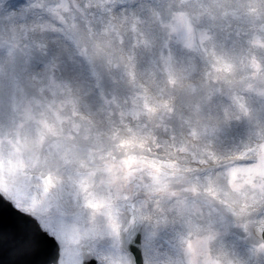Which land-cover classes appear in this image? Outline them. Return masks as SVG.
I'll return each mask as SVG.
<instances>
[{"label":"snow or ice","instance_id":"1","mask_svg":"<svg viewBox=\"0 0 264 264\" xmlns=\"http://www.w3.org/2000/svg\"><path fill=\"white\" fill-rule=\"evenodd\" d=\"M92 4L109 10L107 6H115V0H90L88 6ZM37 6L32 3L21 14ZM47 11L66 26V38L79 47L75 14L86 17L85 8L77 0H58ZM65 13L71 14V25ZM151 17L146 25L135 14L125 16L110 22L106 33H115L123 44L121 28L130 29L136 34L134 47L146 52L157 48L158 37L152 25L166 33L167 39L152 61L162 65L166 85L161 87L152 73L158 94L152 95L148 87L140 84L142 92L133 98L129 114L135 119L146 116L170 140H159L151 129L128 128L130 135L121 136L110 115V134H106L97 129L90 112L85 116L80 111L81 99L71 95L59 105L54 100L35 97L14 105L13 115L0 126V264H52L57 253L58 264H95V259L102 256L108 264H138L140 254L143 264H160V233L177 223L182 230L176 231V257H170L167 264H220L219 259L213 258L210 246L219 232L209 224L208 235L200 236L206 229L194 217L200 212L195 198L203 196L209 204L207 197L217 199L222 178L238 199L224 193L226 198L221 203L232 220L222 215L220 222L225 227L242 228L249 235L254 224L261 236L249 244V260L238 264H250L251 259L264 257V220L245 219L253 207L264 205V35L259 34L264 33V0H167L162 9H151ZM205 20L208 26L198 29L196 25ZM8 21L15 24L11 17ZM233 24L235 39L231 48H226L225 40L233 36ZM214 29L227 35L218 39ZM173 38L202 59L211 57L208 62L213 71L205 73L199 84L191 79L194 64L177 70L170 46ZM218 47L222 50L219 55ZM94 48L98 53L111 49L109 62L112 57L125 62L130 82L137 86L134 53L125 57L121 49L117 55L111 39L97 41ZM59 87L53 80L48 90L55 96ZM40 91L43 94L44 89ZM218 97L226 98L227 103L221 100L217 104ZM103 103L109 113L113 105L120 107L115 94ZM69 105L71 116L65 115ZM120 114L123 117L125 113L122 110ZM234 121L247 123V139L224 148L221 137ZM148 141L163 150V159L136 154V150L152 151ZM113 149H123L124 157L118 160ZM180 154L190 155L198 164L222 168L223 172L215 180L211 174L202 179L199 169L188 166L187 161L181 162ZM98 174L106 194L96 190ZM65 175L72 188L67 195L77 200L82 195V207L93 210V219L97 214L105 217L103 227L93 224L81 230L65 223L61 205ZM145 175L149 182H144ZM174 185L182 187L177 189ZM245 185L250 186L251 194ZM139 189L146 196L136 202L135 192ZM182 192L192 193L194 199L182 196ZM125 206L129 213L126 223L121 219ZM169 213H174L171 219ZM105 236L111 238L106 256L95 243ZM192 236L195 239L189 238ZM53 250L54 258L50 256Z\"/></svg>","mask_w":264,"mask_h":264},{"label":"clouds","instance_id":"2","mask_svg":"<svg viewBox=\"0 0 264 264\" xmlns=\"http://www.w3.org/2000/svg\"><path fill=\"white\" fill-rule=\"evenodd\" d=\"M167 0H115V6L108 5L109 10L98 8L95 4L91 7L90 0H77V3L86 10V17L76 13L75 24L80 35L79 47L70 39H67L64 30L66 26L51 15L47 9L56 3L58 0H33V4L38 6L33 8L34 15L23 23H10L6 18H0V126L7 123L9 118L14 113V105L24 100L39 98L41 100L56 101L57 105L63 101L68 95L75 96L81 99L80 111L87 116L91 113V119L94 120L97 129L110 134V125L108 117L111 116L114 125L120 129L121 136L128 137L130 134L127 129L133 130L143 129L145 131L151 129L159 140H170L169 136L163 134L162 130L155 128L153 123L148 118L142 115L139 119L133 118L129 114V110L133 107L132 100L137 93L142 92L139 88L140 84H144L149 88L152 95L158 94V89L152 84V73H155L154 79L160 82L161 87L166 85L167 75L162 69V65L153 64L155 53H158L167 35L161 32L158 26L152 25L156 35L157 48L153 52H146L142 48H135L136 34L130 29L121 28V34L124 36V43L120 44L115 33H106V27L110 22H116L123 17L135 16L143 19L146 25L152 20L151 9H162ZM178 2V0H177ZM207 3L208 0H203ZM43 5V7L39 6ZM65 19L68 25L73 23L71 14L65 13ZM261 23L257 21V24ZM145 25V26H146ZM208 22L202 21L196 25L198 29L206 28ZM126 27V26H125ZM218 39H223L227 33H220L219 29H214ZM233 36L231 39L225 40V47L231 48L232 39H235V24H233ZM264 35V33H259ZM111 39L117 49L123 50L125 57L135 54L133 63L135 64L136 85L133 86L130 82V77L127 75L128 68L125 62H120L116 57H112L111 49H106L103 52H97L94 45L97 41ZM246 39V38H245ZM171 48L176 57V68L179 70L182 66L189 63L195 65V70L192 72V82L199 84L205 77V73L212 72L211 57L202 59L200 55L190 52L183 48L182 45L175 42L173 38ZM209 45L206 43L205 45ZM165 53L167 49H164ZM222 50L218 47L217 54H221ZM119 64V66H117ZM55 81L59 88H56L54 96L49 91V84ZM171 88L170 85L167 86ZM44 92L41 94L40 89ZM118 96L120 107L112 106V111H105L107 105L103 103L104 99H111L112 95ZM221 100L227 103L226 98L218 97L216 103ZM142 110V101H139ZM259 107V104L255 105ZM124 111V116L121 117V111ZM65 115L71 116V106H67ZM249 126L247 123L234 121L224 135H222V146L231 148L233 144H239L242 140L247 139ZM107 139V135L105 137ZM148 147L152 148L151 152L141 153L136 150L137 155H145L152 159H163L164 152L162 149H157L151 141H148ZM117 159H122L125 155L123 149H113ZM181 162L187 161L188 166L199 169L198 175L203 177L211 174L213 179L223 172L222 168H216L211 164H198L194 162L190 155L180 154ZM209 169H212L209 173ZM101 175L96 177V190L106 194L105 188L100 184ZM150 178L145 175L144 182H149ZM65 194L61 199L63 208V218L69 228H79L81 230L91 227L93 224L103 227L106 224L105 217L97 214L92 218V209H84L83 196L77 200L68 192L72 188L67 184V175H65ZM222 191L217 199L207 197L211 203L202 197L195 198L199 205L200 212L194 217L205 231L199 233L200 236L208 235L207 228L212 225L214 231L219 232V235L211 242L212 255L214 259H219L220 264H238L239 261L249 260L248 247L252 241H259L260 234L255 230V225L250 227V235L245 233L242 228L235 225L225 227L220 222V217L223 215L229 220H232L231 214L225 210V205L221 203L226 197L225 192L230 193V197L238 199L236 193H232L230 186L225 179H220ZM177 189L181 185H174ZM245 188L251 194L250 186L245 185ZM34 191L37 189L34 188ZM203 193V188L200 189ZM55 192V189H53ZM182 196H187L189 200L194 199L192 193H181ZM145 192L142 189L136 190L135 201L145 199ZM174 202V201H173ZM121 205H126L125 201H119ZM251 215L246 217V220L259 222L264 220V205L253 207ZM202 213V214H201ZM174 213H169L170 219ZM129 213L127 207L122 208L121 219L124 223L127 222ZM182 230L180 223L169 225L160 233V238L157 241V251L159 253L157 259L160 264H167L168 259L175 258L176 253L173 245L176 243V231ZM195 239V236L189 237ZM82 243H89L82 241ZM96 246L102 250L104 256L108 254L111 243V238L105 236L103 239H98ZM95 259V258H94ZM181 259L183 257L181 256ZM202 259V258H201ZM52 264H58L57 258L52 261ZM95 264H108L107 259L103 256L100 259H95ZM138 264H143V255L140 254ZM250 264H264V257L259 260L251 259Z\"/></svg>","mask_w":264,"mask_h":264},{"label":"rangeland","instance_id":"3","mask_svg":"<svg viewBox=\"0 0 264 264\" xmlns=\"http://www.w3.org/2000/svg\"><path fill=\"white\" fill-rule=\"evenodd\" d=\"M32 3L33 0H0V18L8 20L11 17L15 23L26 22L34 15L33 11L21 13Z\"/></svg>","mask_w":264,"mask_h":264},{"label":"water","instance_id":"4","mask_svg":"<svg viewBox=\"0 0 264 264\" xmlns=\"http://www.w3.org/2000/svg\"><path fill=\"white\" fill-rule=\"evenodd\" d=\"M54 255H55V253H54V250H53V251L50 253V256L54 258Z\"/></svg>","mask_w":264,"mask_h":264}]
</instances>
